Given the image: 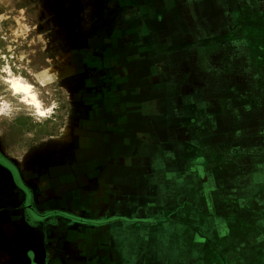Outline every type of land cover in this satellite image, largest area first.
Here are the masks:
<instances>
[{
    "label": "rangeland",
    "instance_id": "obj_1",
    "mask_svg": "<svg viewBox=\"0 0 264 264\" xmlns=\"http://www.w3.org/2000/svg\"><path fill=\"white\" fill-rule=\"evenodd\" d=\"M6 64L44 114H0V264H264V0H0L1 97ZM14 179L43 213L169 180L172 224L54 232Z\"/></svg>",
    "mask_w": 264,
    "mask_h": 264
},
{
    "label": "crops",
    "instance_id": "obj_2",
    "mask_svg": "<svg viewBox=\"0 0 264 264\" xmlns=\"http://www.w3.org/2000/svg\"><path fill=\"white\" fill-rule=\"evenodd\" d=\"M230 1L232 4V0ZM227 10L229 11V9ZM201 48L202 47H199V49ZM197 50L198 48H193V51H197ZM223 62L227 63L225 60H223ZM221 95H227V94H221ZM164 127L173 128V126H171L170 124ZM151 169L152 168H148V167L142 168V173L145 174L144 176H147L146 173L151 174ZM113 170H114V172L112 173L113 177L122 175L123 173V172H115L116 170L115 167L113 168ZM110 186H111L110 188L109 186H107V184L100 186L99 189L96 190L93 196L91 197L90 202L92 208L97 209L96 211L100 212L101 210H105L106 213H110L114 211V213H119L120 216L124 215L127 216L128 218L138 217L142 221V223H138V224L143 226L148 223L147 221H149L148 224L152 226L151 232L157 233L156 239L153 237L154 235L150 236V238H152L153 240L159 239V233L164 231L168 232L170 230L169 226L172 224V220L169 217L170 214L169 208L166 207V205L168 204H165V202L166 200L168 201L171 197H175L176 188L175 186H172L169 183V180L167 181V183L164 182L163 186H157L156 189H154L153 186L149 184L142 185L140 186L141 190L139 189L138 191L134 190L135 189L134 187H132L128 191V188L127 190H123V188H121V186L119 187V185H110ZM111 189H113V191H111ZM115 192H117V194L119 195H115V197L112 198L113 196L112 194ZM135 194H139L138 197L139 199H141V204L140 206L133 208V203L131 202L133 200L129 202V198ZM101 197L103 198V200H101ZM98 212L95 213L98 214ZM95 213L94 215H96ZM128 230L129 229L127 228V231ZM167 251H168L167 256H170L169 253L170 249L168 248Z\"/></svg>",
    "mask_w": 264,
    "mask_h": 264
},
{
    "label": "flooded vegetation",
    "instance_id": "obj_3",
    "mask_svg": "<svg viewBox=\"0 0 264 264\" xmlns=\"http://www.w3.org/2000/svg\"><path fill=\"white\" fill-rule=\"evenodd\" d=\"M155 155L156 154L153 153V156H155ZM157 158H159V157H157ZM169 161H170V156L168 158V164H166L164 162L161 163L160 161H158L159 163H157L155 165V167H153L154 170L157 169V171H159L160 165H161L162 168L164 167L163 169H167L168 172H170V162ZM146 167H148L147 164H146ZM14 183L17 184V186L19 188H21V190L26 195V200L24 202V208L26 210L25 212H26L28 218L30 220H33L36 223H39V224H44V222L53 219V221L51 223L47 224V229L51 228V230H53L54 232H59L60 231L61 233H63L64 231L68 230V225L63 224L64 223L63 221L67 220V221L73 222L75 224V226H76V229L78 228V226H87V227L92 228V229H99L101 231L103 230L105 234L107 233L108 239L111 238L110 236H117V235L121 236L122 239H127V235L126 234H124V233L122 234V232L117 234L116 232L118 230H121L123 228V226H125V228H126L125 231H127V226H128L129 223H130V225H133V224L137 225L138 223H142L141 219L138 218V217L128 218L127 216H124V215L120 216L119 213H114V211L110 212V213H106V211L103 210L102 211L103 212L102 216L101 215L93 216L92 215L93 208H92V205H91L90 201L88 202L89 203L88 206L86 205V203H83V204L76 203L77 204V208L83 209V211H81V212H78V211L77 212H74V211L61 212V211H58V210H56L55 212H49V213L39 212L35 208V206H33V203L31 202L30 190H28L27 188H24L23 186H21L19 179H14ZM110 185H111V183L108 184L107 186H109V188H110L111 187ZM120 185H121V188H123V190H127V187L125 186V184H123V185L120 184ZM99 187L96 190H98ZM134 190H136V188ZM111 191H113V189H111ZM130 198H132V197H130ZM136 198L138 199V196ZM140 204H141V202H138L135 205L133 204V208H135L137 206H140ZM71 206L74 207V205H72V203H71ZM37 230H42V229L38 228ZM40 235L41 236L39 237V240L47 242L46 245H44V248H42L43 254L48 255L56 247L54 245L57 243V240L54 237L53 238H49L47 235L44 236L41 233H40ZM10 236H11V239L13 238L11 240V242L14 243L16 241V239H17L16 235L13 232V233L10 234ZM125 236H126V238H125ZM25 244L28 245V247L26 248V250H27L26 255L28 256L30 264H36L35 262L31 263V261H32L31 259L36 261L35 260V254L31 251V248H30V245L33 244L32 241H26ZM106 255L107 254L105 253L104 257ZM136 255L143 257V254H140L138 251L136 252Z\"/></svg>",
    "mask_w": 264,
    "mask_h": 264
},
{
    "label": "bare ground",
    "instance_id": "obj_4",
    "mask_svg": "<svg viewBox=\"0 0 264 264\" xmlns=\"http://www.w3.org/2000/svg\"><path fill=\"white\" fill-rule=\"evenodd\" d=\"M3 74L4 75L1 77L3 78L2 83L6 89V96L4 95L1 97L0 94V114H8V110L11 109V100L32 109L39 115L44 114L37 89L35 88L36 86H33L25 77H23V74L20 75L13 73L8 64L3 67Z\"/></svg>",
    "mask_w": 264,
    "mask_h": 264
}]
</instances>
